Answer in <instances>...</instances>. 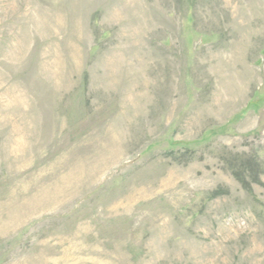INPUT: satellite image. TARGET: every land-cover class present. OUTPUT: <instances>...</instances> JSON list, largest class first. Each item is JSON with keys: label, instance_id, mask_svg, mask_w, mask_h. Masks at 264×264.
<instances>
[{"label": "rangeland", "instance_id": "1", "mask_svg": "<svg viewBox=\"0 0 264 264\" xmlns=\"http://www.w3.org/2000/svg\"><path fill=\"white\" fill-rule=\"evenodd\" d=\"M0 264H264V0H0Z\"/></svg>", "mask_w": 264, "mask_h": 264}]
</instances>
